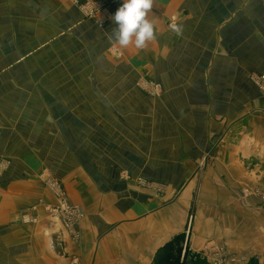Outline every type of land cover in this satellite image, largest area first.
<instances>
[{
	"label": "crops",
	"instance_id": "1",
	"mask_svg": "<svg viewBox=\"0 0 264 264\" xmlns=\"http://www.w3.org/2000/svg\"><path fill=\"white\" fill-rule=\"evenodd\" d=\"M90 1L0 0V61L19 57L6 43L44 42V62L49 63L51 48L69 42L74 50L65 49L73 52L74 64L66 67L59 60L58 81L65 84V77L75 74L70 84L91 80L92 90L129 87L136 95L92 100L91 105L108 106L112 113L105 119L111 117L122 128L121 137L101 150L94 133L111 130L98 128L96 121L97 127L84 131L83 121L92 125L98 118L85 115L81 101L74 102L79 106L71 114V120L77 118L74 129H67L65 111L56 114L57 104H68L62 84L54 89L58 98L34 93L11 100L17 108L10 115L0 101V156L13 159L8 177L0 179V194L8 192L0 199V264H153L180 234L187 235L192 250H203L198 242L207 239L230 250L245 247L264 264V213L255 207L254 193L242 194L252 183L237 142L256 132L264 149V117L247 115L229 124L201 107L211 105L212 96L219 100L213 105L224 104L228 90H248L249 75L264 74V0H154L148 19L155 24L156 39L144 49L113 44L111 19L83 15L82 7ZM106 1L112 15L123 2ZM173 20L183 26L179 35L170 30ZM112 47L119 49V57L112 55ZM8 67L0 68V74L17 66ZM141 78L162 85L166 96L142 93ZM15 83L19 89L20 82ZM34 87L40 85H20ZM241 92L236 98L246 101ZM258 104L256 99L253 105ZM43 106L51 112L39 108ZM26 107L27 115L33 112L20 121ZM213 120H223L220 132L212 131ZM196 121L204 129L202 137L195 134ZM212 139H217L215 145ZM83 147L90 148L85 158ZM72 149L83 165L75 162L72 174L57 182L62 191H54L36 171L51 169L49 162L45 165L48 155ZM210 153L218 155L214 164L206 159ZM57 194L84 211L76 213L80 218L73 232L48 213ZM24 210L30 213H19Z\"/></svg>",
	"mask_w": 264,
	"mask_h": 264
},
{
	"label": "rangeland",
	"instance_id": "2",
	"mask_svg": "<svg viewBox=\"0 0 264 264\" xmlns=\"http://www.w3.org/2000/svg\"><path fill=\"white\" fill-rule=\"evenodd\" d=\"M67 2L71 3L72 5H77V3H73L70 0H66ZM83 0H81L78 4H80ZM106 0H91L88 2L85 6L82 7V13L86 18H96V16L102 18L99 19L100 21L107 22L109 21L112 14L108 11H110ZM81 5V4H80ZM109 8V9H108ZM8 48L10 47V50L12 48H16L19 57L15 56L8 61H4V59H1L0 61V68H11L12 66H17L14 68L9 69L8 72L4 74H0V101L2 102V106L4 112H7L6 115H10V112L13 108L11 106V100L14 99H23V98H29V96L33 95L35 93L36 96H39L42 98H51L54 97L58 98L59 91H54L55 88H58L60 84L64 86L66 89V99L65 101H68L67 105L57 104L54 108L56 110V114L59 115L60 113L65 111V114L67 116L68 122H67V129H74L76 120H71L72 116L71 114H74V110L76 109L78 112L79 106L74 103L75 101L80 103V101L83 104V111L86 113L85 115L92 114L97 120L91 123L87 124L85 121H83L81 124L83 126V130L85 131L88 126H95L98 128L103 126H108L109 130H106L104 132L96 131L97 133H94V141H97L99 150L106 149L108 146L112 144V141L116 137H121L120 130H122L121 123L118 121L112 120L111 117L106 118L105 117L112 112L110 110H107L106 105L97 104V105H91L92 100H98V99H106L111 98V95L114 94L117 97H123V98H135V91H131L128 87V89H97L92 90L89 88L88 85H90L91 80H81V83H72L71 81L74 80L75 74H72L70 77H65L66 83L63 84L62 82L58 81L59 78V67L58 63L59 60L61 61L62 65L66 67H70L74 64V60L72 58L73 52H69L67 49L74 50V45L69 44L67 42L66 47H59L56 46L55 48H51L52 53L48 54V57L51 58L50 62L45 63L44 57H43V47L44 42H31V43H13L12 47L10 43H6ZM47 46V45H46ZM81 48V47H78ZM35 49H38L37 51H34ZM8 51V53L10 52ZM112 55L119 57L120 51L117 47H112ZM37 71H39V74H35ZM82 75V74H79ZM14 78L16 81L20 82V85L25 84H39L40 87H34L35 89H28V88H20L17 89L16 81L13 80ZM103 81V79H101ZM140 81L137 83L138 87L140 88V91L142 93H146L152 98H159L160 96H166V90L160 85L159 83H155L153 81H150L147 78H141ZM249 85L250 88L241 90V89H232L227 91V101L220 102V104L213 105L212 101H216L219 103V100H216L212 96V101H209L211 105L209 106H201L202 109H209L211 115L217 116L219 119L220 117L227 118V123H234L237 120H239V117H245L247 115L251 116H262L264 117V74L262 73H251L249 75ZM2 84V85H1ZM71 86H77L81 87V89H69ZM256 87L254 88L253 87ZM47 86V88H45ZM50 86L51 88H48ZM53 88V89H52ZM54 91V94H53ZM242 91V92H241ZM241 92V95H243V98L246 101H243V99L236 98V95ZM258 94V97H256ZM163 95V96H162ZM64 96L63 93H61V97ZM256 99H259V104L257 106L253 105V102L256 101ZM261 100V103H260ZM64 102V101H63ZM42 103V102H41ZM50 103V102H48ZM242 103V105H240ZM24 105H20L19 109H21ZM34 108V107H33ZM40 109L47 110L46 112H51L50 107L43 106L39 107ZM30 109H32V106H30ZM174 109V108H173ZM61 111V112H60ZM33 111L27 115L28 110L26 107V111L20 110V121H25L27 118H30V114ZM174 111L170 109L169 114H173ZM98 114V116L96 115ZM168 114V115H169ZM5 115V117H6ZM202 115V114H200ZM220 116V117H219ZM228 116V117H227ZM197 117V116H196ZM12 119L16 121L18 119V116L15 114ZM58 120V119H57ZM231 120V121H230ZM98 121V122H96ZM94 122H96L95 125ZM199 121H196L195 125V134L202 135L203 127L202 124H197ZM223 120L220 123V121H212L210 126H212V131L214 133H217L219 131V128L222 129ZM42 124V123H41ZM186 124H190V122H187ZM43 125V124H42ZM58 126V121L55 124ZM80 125V122L77 124ZM95 129V128H94ZM244 129H246L244 127ZM230 128L228 127L227 132H229ZM220 132V131H219ZM217 140V139H216ZM216 140L213 141L212 139V145L216 144ZM234 140V139H233ZM87 141V139L84 138V143ZM229 143L233 145L234 143ZM235 142V141H233ZM238 144H242V149H244L243 157L240 158V161L243 162L244 166V173L246 175H249V182L252 183L250 187H246L242 191V194L246 196V194L254 193L253 196H255L258 200L255 203L257 209L260 213H264V152L255 153L250 150H261L262 145H260V142L258 141V137H256V132L252 133L251 135H244V137H241L237 139ZM243 142V143H242ZM258 142V144H257ZM226 143V141H225ZM90 148H84L83 147V157L85 158L86 152L89 151ZM228 157V155H226ZM206 159H209L211 161V164H214L215 161L218 159L217 153L209 154ZM12 156L8 155L6 153L2 154L0 156V179L8 177L11 167H13L12 164ZM228 161V158H227ZM49 162V165L51 169L48 168H40L36 171V174L40 176L39 179L47 181V183H50L51 189L57 190L62 189L60 188V181L61 175L63 176H69L72 174V172L75 170V162L77 163V167L82 166L83 162L78 159V153H77V159L76 155L74 153V149H72L71 152L67 151V153H61V154H55V155H48V161L45 165ZM44 165V166H45ZM60 168V169H58ZM19 172L18 170H15ZM7 172V174H5ZM60 175V177H58ZM142 179L140 178L139 183H142ZM59 184H58V183ZM140 185V184H139ZM7 189V188H6ZM9 191V190H8ZM7 191L4 190L0 194V199L4 198L7 195ZM8 196V195H7ZM59 194H57V203L55 205H52L51 207H46L48 209V213H71L69 217V221L71 222V226H68V230L72 231V227L75 224V217L74 213H84L83 209H81L79 206H76L75 204L70 203V201L65 197L64 194H60V197H58ZM244 198V197H243ZM65 206V208L63 207ZM42 207L41 205H39ZM38 206V207H39ZM38 207H35L36 209ZM29 210H32L29 209ZM19 213H30L29 211H19ZM27 220V219H26ZM193 219H189V226L192 225ZM68 231V232H69ZM263 234L264 229L262 228ZM175 240V241H174ZM172 242H170V246L168 248H165L162 252L160 257H156L153 264H198L200 261H205L208 264H249L252 261L259 264L258 259L250 252H245L244 248H240L239 251L233 250L224 245L215 243L214 241L208 242L207 239H202L198 244H200V251L192 250L190 247L189 242L187 241V235L177 236ZM239 248V247H238ZM251 256V257H250ZM255 256V257H253ZM263 257V255H262Z\"/></svg>",
	"mask_w": 264,
	"mask_h": 264
},
{
	"label": "clouds",
	"instance_id": "3",
	"mask_svg": "<svg viewBox=\"0 0 264 264\" xmlns=\"http://www.w3.org/2000/svg\"><path fill=\"white\" fill-rule=\"evenodd\" d=\"M153 4L154 0H123L121 6L110 17L115 24L110 33L113 44L120 48L134 45L137 49H144L150 41L156 39L155 24L148 19ZM169 27L178 35L183 31L182 24L175 20Z\"/></svg>",
	"mask_w": 264,
	"mask_h": 264
},
{
	"label": "built area",
	"instance_id": "4",
	"mask_svg": "<svg viewBox=\"0 0 264 264\" xmlns=\"http://www.w3.org/2000/svg\"><path fill=\"white\" fill-rule=\"evenodd\" d=\"M70 1L78 4L81 0H70ZM63 207L65 208L64 205H63ZM52 214H54L55 217H57L58 219H61L67 228L71 224V222L69 221V217H68L71 213H52ZM74 217H75V224L73 225L71 230L74 229V226L77 224V222L80 218V216L76 215V213H74Z\"/></svg>",
	"mask_w": 264,
	"mask_h": 264
},
{
	"label": "trees",
	"instance_id": "5",
	"mask_svg": "<svg viewBox=\"0 0 264 264\" xmlns=\"http://www.w3.org/2000/svg\"><path fill=\"white\" fill-rule=\"evenodd\" d=\"M198 264H208V263H206L205 261H200V262H198ZM249 264H257L256 262H254V261H252L251 263H249Z\"/></svg>",
	"mask_w": 264,
	"mask_h": 264
}]
</instances>
